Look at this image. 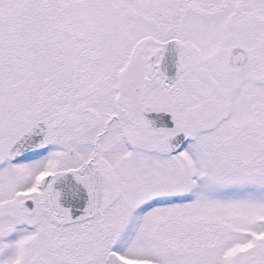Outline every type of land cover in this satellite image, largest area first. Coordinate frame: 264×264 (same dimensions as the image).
Returning a JSON list of instances; mask_svg holds the SVG:
<instances>
[{
  "label": "snow or ice",
  "instance_id": "6c2138e0",
  "mask_svg": "<svg viewBox=\"0 0 264 264\" xmlns=\"http://www.w3.org/2000/svg\"><path fill=\"white\" fill-rule=\"evenodd\" d=\"M0 264H264V0H0Z\"/></svg>",
  "mask_w": 264,
  "mask_h": 264
}]
</instances>
